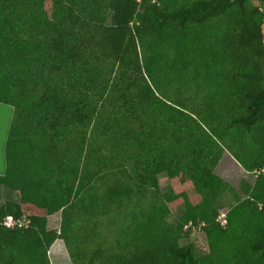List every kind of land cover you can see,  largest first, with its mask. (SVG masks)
Here are the masks:
<instances>
[{
    "label": "trees",
    "instance_id": "trees-1",
    "mask_svg": "<svg viewBox=\"0 0 264 264\" xmlns=\"http://www.w3.org/2000/svg\"><path fill=\"white\" fill-rule=\"evenodd\" d=\"M0 102V264H264V0H0Z\"/></svg>",
    "mask_w": 264,
    "mask_h": 264
},
{
    "label": "rangeland",
    "instance_id": "rangeland-1",
    "mask_svg": "<svg viewBox=\"0 0 264 264\" xmlns=\"http://www.w3.org/2000/svg\"><path fill=\"white\" fill-rule=\"evenodd\" d=\"M0 107H3L0 108L1 122H3V124L5 125L7 122L9 108L7 106H1V105ZM216 173L225 180H227L235 189H239L241 179L245 178L247 175L246 172H244V170L240 166L237 167V165L234 164V160L228 154L227 151L225 152L222 159L218 163L216 167ZM158 179H159L160 190L162 192L167 191L170 188V181L167 174L165 172L160 173L158 175ZM2 187L3 189L11 192V190L8 187L6 186H2ZM7 199L8 201L11 200L9 197H7L5 200ZM227 200L228 198L225 197L223 200L218 201L217 205H219L221 212L226 210L225 207L227 205L226 204ZM183 210L184 207L182 205H177L172 207L169 215L167 216L168 221L172 224L175 223L179 215L183 212ZM59 225H60V215L59 213H56L52 217H50L48 221V228L58 229ZM58 240L60 241L58 242ZM57 242H58L57 247H59L62 250V254L60 257H57L55 254L54 257V255L51 252V248H52L51 246L48 251V256L51 264H71L68 252L65 248L63 241L61 239H57ZM180 242L181 244L192 242L195 245L196 250L200 253H204L207 251V241L205 239L202 230L197 226L193 227L192 232L188 238L181 239Z\"/></svg>",
    "mask_w": 264,
    "mask_h": 264
},
{
    "label": "crops",
    "instance_id": "crops-1",
    "mask_svg": "<svg viewBox=\"0 0 264 264\" xmlns=\"http://www.w3.org/2000/svg\"><path fill=\"white\" fill-rule=\"evenodd\" d=\"M1 106H7L9 108V113L7 116V122L4 125L3 122H1V118H0V175L4 174L5 169H6V160H5V145H6V140H7V136H8V132H9V128H10V123H11V119H12V115H13V107L11 105L5 104L0 102ZM3 108V107H0ZM2 110V109H1ZM3 185H0V205L3 204L7 197H9L11 200L9 201H13V202H18L20 200V194L18 191L15 190H11L7 191L5 189H3L2 187ZM56 214V213H55ZM54 214L50 215L48 217V221L50 219V217H52Z\"/></svg>",
    "mask_w": 264,
    "mask_h": 264
},
{
    "label": "built area",
    "instance_id": "built-area-1",
    "mask_svg": "<svg viewBox=\"0 0 264 264\" xmlns=\"http://www.w3.org/2000/svg\"><path fill=\"white\" fill-rule=\"evenodd\" d=\"M219 220L221 221L222 224H224L226 222L224 211L220 213ZM28 223H29V220H27V219H24V218L14 219L12 216H7L3 220V224L7 227H14V226L22 227V226H26Z\"/></svg>",
    "mask_w": 264,
    "mask_h": 264
}]
</instances>
